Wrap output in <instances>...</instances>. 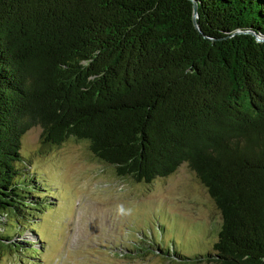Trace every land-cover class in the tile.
I'll return each instance as SVG.
<instances>
[{
	"label": "trees",
	"instance_id": "1",
	"mask_svg": "<svg viewBox=\"0 0 264 264\" xmlns=\"http://www.w3.org/2000/svg\"><path fill=\"white\" fill-rule=\"evenodd\" d=\"M260 38L264 0H0V218L36 231L41 185L19 164L39 125L136 182L186 163L222 222L212 251L171 258L264 264ZM1 228L0 250L17 246Z\"/></svg>",
	"mask_w": 264,
	"mask_h": 264
},
{
	"label": "rangeland",
	"instance_id": "2",
	"mask_svg": "<svg viewBox=\"0 0 264 264\" xmlns=\"http://www.w3.org/2000/svg\"><path fill=\"white\" fill-rule=\"evenodd\" d=\"M21 152L25 180L37 178L44 204L32 218L35 232L27 222L0 218L2 230L21 229L13 235L17 246L0 250V264H214L171 258L175 252L193 258L212 251L222 222L186 163L167 177L136 182L119 177L86 141L45 144L39 125L24 134Z\"/></svg>",
	"mask_w": 264,
	"mask_h": 264
},
{
	"label": "water",
	"instance_id": "3",
	"mask_svg": "<svg viewBox=\"0 0 264 264\" xmlns=\"http://www.w3.org/2000/svg\"><path fill=\"white\" fill-rule=\"evenodd\" d=\"M194 11H195V12H194V20H195V23H197V22H196V17H197V4H194ZM196 25H197V24H196ZM260 39H261V38H260ZM262 39L264 40V38H262ZM262 39H261V40H262Z\"/></svg>",
	"mask_w": 264,
	"mask_h": 264
}]
</instances>
